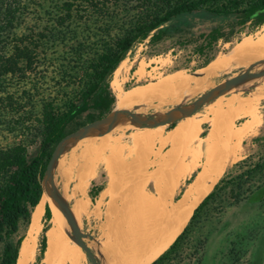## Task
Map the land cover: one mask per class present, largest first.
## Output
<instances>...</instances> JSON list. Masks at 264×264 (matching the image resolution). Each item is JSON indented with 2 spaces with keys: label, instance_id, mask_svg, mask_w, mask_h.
<instances>
[{
  "label": "rangeland",
  "instance_id": "374dc122",
  "mask_svg": "<svg viewBox=\"0 0 264 264\" xmlns=\"http://www.w3.org/2000/svg\"><path fill=\"white\" fill-rule=\"evenodd\" d=\"M23 2L24 12L16 33H30L38 38L37 63L35 71L25 77L0 79V146L18 141L28 142V151L32 155L37 151L40 139L38 118L42 103L51 101L54 105L61 106L64 101L74 96L87 77L86 63L77 58L78 43L83 42L80 49L87 57L91 51L87 48V44H94L99 37L105 40L118 34L120 29L129 24L134 11L109 2L108 8H104L101 15L96 13L97 16L91 17L88 21L72 23L67 25V28H61L56 20L63 0H24ZM234 21V15L206 14L173 19L172 22L179 29L171 36L155 44H150L148 39H145L136 43L127 52L116 68L118 69L116 77L121 87L129 89L141 84L160 83L168 74L176 70L185 73L195 72L206 67L218 55L229 52L243 37L251 35L256 38L264 33V23L255 28L250 22L243 26H233ZM213 27H219L229 40L220 38L212 45L204 46L203 50H198L200 45L205 44L200 34H207ZM74 34L75 38L72 37ZM262 44L264 45V42ZM262 58L264 57L248 58L235 64L225 63L213 67L212 69L220 70L214 72V75L206 76L209 82L207 87H195L192 84L186 89L167 93L142 105L121 109L136 108L137 110L140 107L139 111L147 113L179 106L224 78L241 72L248 63ZM208 60H210L208 64L203 66ZM115 70L109 77V85L115 96L111 110H118L116 95L111 86ZM254 88L255 86H250L245 90L222 96L220 99L225 102L232 96L241 98L250 94L255 96L260 94ZM251 91L253 92L250 93ZM182 99L184 100L181 101ZM208 104L194 113V118H201L204 115L211 117L212 115L208 114ZM258 110L260 123L255 124L253 132L244 137L239 158L230 161L224 172L234 162L248 154L264 157V99L259 101ZM80 120H84V115ZM244 120L245 118H237L235 124L239 125ZM144 128L146 127H118L97 136H90L59 157L64 180L63 188L70 206L71 203L75 204L78 223L99 242H103L105 235L111 229V224L116 222L120 214L125 211L126 203L135 192L132 186L147 180V184L149 183L147 188L151 185L148 189L154 190L155 179L152 178H155V173L159 172V168L171 165V161L175 160L173 158L182 146L181 142H176L173 148L171 144L161 146L158 141L147 146L134 143L132 135ZM209 128V120H203L200 135L202 132L207 133ZM168 129L163 127V134H166ZM194 174L192 172L179 181L172 196L169 197V202L173 203L181 196L187 180ZM107 183L105 188L109 186L108 194L104 195L102 190L92 201L88 194L90 187ZM107 197L112 200L105 202ZM206 220L201 232L203 235L209 232L207 240L200 252L189 260V264H264V202L210 208ZM45 223L42 217L41 229ZM47 224L48 227L51 225L50 220ZM41 229L37 234L33 259L29 264H52L54 261V257L51 259L46 257L45 251L42 258L37 259ZM26 233L27 230L21 227L20 234L25 236ZM101 247L107 257L104 245L102 244ZM84 254L77 264H91Z\"/></svg>",
  "mask_w": 264,
  "mask_h": 264
},
{
  "label": "trees",
  "instance_id": "16d2710c",
  "mask_svg": "<svg viewBox=\"0 0 264 264\" xmlns=\"http://www.w3.org/2000/svg\"><path fill=\"white\" fill-rule=\"evenodd\" d=\"M23 1L0 0V79L25 77L36 69L38 38L30 33H16L24 12ZM109 2L127 10L132 9L134 16L118 34L105 40L99 37L94 44H87L91 50L87 57L80 49L83 42L78 43L77 58L86 63L87 77L74 96L61 106L51 101L42 103L38 118L40 139L37 151L31 155L29 143L23 141L0 146V264L17 263L24 238L20 228L27 230L31 212L40 201L43 171L56 143L65 134L111 111L115 96L109 85V77L131 47L145 39L150 44L158 43L179 29L172 22L173 19L194 14L234 15L233 26L250 22L256 28L264 23V0H63L59 6L57 24L67 28L72 23L88 21L97 16L96 13L101 15ZM200 36L205 41L199 46L200 51L220 38L229 40L219 27H213L207 34ZM82 115L84 120H80ZM205 134L201 133L202 136ZM103 186L90 187L88 194L92 201ZM262 202L264 157L248 154L223 173L194 208L174 241L149 264H189V260L200 252L207 240L209 232L203 235L201 230L210 208ZM43 218L46 223L41 229L37 259L42 258L47 246V222L51 218L48 204L45 205Z\"/></svg>",
  "mask_w": 264,
  "mask_h": 264
},
{
  "label": "bare ground",
  "instance_id": "6f19581e",
  "mask_svg": "<svg viewBox=\"0 0 264 264\" xmlns=\"http://www.w3.org/2000/svg\"><path fill=\"white\" fill-rule=\"evenodd\" d=\"M263 42L264 33L256 38L247 35L229 52L218 55L206 67L195 71L194 74L176 70L168 74L160 83L141 84L129 89L121 87L116 77L118 72L116 69L111 86L116 95L117 106L120 107L117 109L142 105L167 93L186 89L192 84L195 87H207L209 82L206 76L214 75V72L220 70L212 69L213 67L225 63L235 64L248 58L264 57ZM255 88L260 92L256 96L251 95L250 93L253 92L251 91L247 97L232 96L225 102L220 99L222 96L216 98L208 104V114H211V117L204 115L201 118H194L193 114L176 122L166 134L162 132L163 126H158L146 127L132 135L134 143L146 146L156 141L161 146L171 144L173 148L176 142H181L182 146L174 156L173 160H175L171 161V165L163 167L164 169L159 168V172L155 173V178H152L155 179L154 190L148 189L151 185L147 188L149 184L147 180L132 186L135 192L126 203L123 215L120 214L119 219L111 224V229L105 235L103 242L100 241L101 246L103 244L105 248L106 264H149L174 241L188 222L194 208L223 174L226 165L239 158L244 137L253 132L255 124L260 123L258 103L264 99V76L258 80ZM139 109L141 108L138 107L137 111ZM237 118H245V120L236 125ZM205 119L209 120L210 128L202 136L201 124ZM192 172L195 174L181 196L173 203L169 202V197L172 196L179 181ZM108 192L109 186L103 189L104 195ZM46 204L49 205L52 213L51 225L46 230V257L50 259L54 257L52 264L67 262L77 264L84 252L79 244L72 240L67 225L64 227L65 222L51 203L46 190L31 212L30 223L21 242L16 264H29L32 261ZM76 211L77 207L71 203L70 212L78 222Z\"/></svg>",
  "mask_w": 264,
  "mask_h": 264
},
{
  "label": "water",
  "instance_id": "95a60500",
  "mask_svg": "<svg viewBox=\"0 0 264 264\" xmlns=\"http://www.w3.org/2000/svg\"><path fill=\"white\" fill-rule=\"evenodd\" d=\"M191 74H194L192 72ZM264 76V58L248 63L241 72L224 78L206 91L176 107L139 112L133 109L111 110L107 114L85 123L79 128L65 134L54 146L42 175V193L46 190L51 203L67 225L72 240L79 244L91 264H106L101 244L77 222L70 212V203L64 190V180L60 168L59 157L90 136L103 134L118 127H170L181 119L196 113L201 107L220 96L245 90L256 86ZM191 96V94L189 95ZM92 243L95 247H93Z\"/></svg>",
  "mask_w": 264,
  "mask_h": 264
},
{
  "label": "crops",
  "instance_id": "0c3cea01",
  "mask_svg": "<svg viewBox=\"0 0 264 264\" xmlns=\"http://www.w3.org/2000/svg\"><path fill=\"white\" fill-rule=\"evenodd\" d=\"M107 185H108V183H107L106 185L103 186L102 190H103ZM102 190L99 191V193L97 194V196L100 195V193H101ZM111 200H112L111 198H110V200H109V197H107L106 200H105V202H108V201H111ZM105 213H106V212H105Z\"/></svg>",
  "mask_w": 264,
  "mask_h": 264
}]
</instances>
